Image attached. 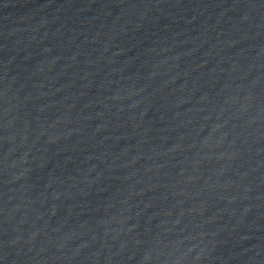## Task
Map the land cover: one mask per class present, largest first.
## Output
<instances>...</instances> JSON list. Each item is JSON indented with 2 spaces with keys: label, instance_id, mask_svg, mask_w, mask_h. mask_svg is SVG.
Instances as JSON below:
<instances>
[{
  "label": "water",
  "instance_id": "water-1",
  "mask_svg": "<svg viewBox=\"0 0 264 264\" xmlns=\"http://www.w3.org/2000/svg\"><path fill=\"white\" fill-rule=\"evenodd\" d=\"M0 264H264V0H0Z\"/></svg>",
  "mask_w": 264,
  "mask_h": 264
}]
</instances>
